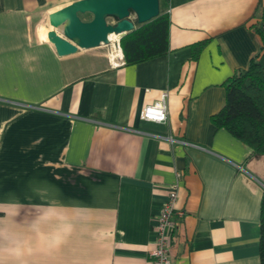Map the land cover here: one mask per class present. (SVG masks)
<instances>
[{
    "label": "crops",
    "instance_id": "1",
    "mask_svg": "<svg viewBox=\"0 0 264 264\" xmlns=\"http://www.w3.org/2000/svg\"><path fill=\"white\" fill-rule=\"evenodd\" d=\"M74 1L0 0V264H152L174 184L173 264H261L264 154L212 116L261 50L264 0H160L169 50L116 68L42 41ZM163 91L168 121L142 119Z\"/></svg>",
    "mask_w": 264,
    "mask_h": 264
},
{
    "label": "trees",
    "instance_id": "2",
    "mask_svg": "<svg viewBox=\"0 0 264 264\" xmlns=\"http://www.w3.org/2000/svg\"><path fill=\"white\" fill-rule=\"evenodd\" d=\"M261 23L257 28L262 39L261 50L246 68L225 82V104L212 116L218 127L227 129L259 155L264 154V29ZM169 27V14L160 9L157 17L138 24L127 33L121 39L126 64L166 53L169 50ZM260 258L264 264V194L261 201Z\"/></svg>",
    "mask_w": 264,
    "mask_h": 264
},
{
    "label": "water",
    "instance_id": "3",
    "mask_svg": "<svg viewBox=\"0 0 264 264\" xmlns=\"http://www.w3.org/2000/svg\"><path fill=\"white\" fill-rule=\"evenodd\" d=\"M159 14L160 0H77L49 14L41 39L68 55L106 45L111 34L121 40Z\"/></svg>",
    "mask_w": 264,
    "mask_h": 264
},
{
    "label": "built area",
    "instance_id": "4",
    "mask_svg": "<svg viewBox=\"0 0 264 264\" xmlns=\"http://www.w3.org/2000/svg\"><path fill=\"white\" fill-rule=\"evenodd\" d=\"M261 24L264 29V22ZM109 39V43L105 46H108L109 49L108 58L111 67L116 68L123 66L126 60L119 36L115 34L114 37H109ZM113 49L117 50L116 56H113ZM168 97L169 93L163 91L154 103L146 105L143 108L141 111V118L158 123L167 122L169 117ZM178 187V184H174L170 187L164 207L158 216L157 225L155 227L157 232V243L150 254L152 264H173L171 245L175 231L179 228L181 223L180 219H176V216L181 218L185 214L184 210H178L176 208Z\"/></svg>",
    "mask_w": 264,
    "mask_h": 264
},
{
    "label": "bare ground",
    "instance_id": "5",
    "mask_svg": "<svg viewBox=\"0 0 264 264\" xmlns=\"http://www.w3.org/2000/svg\"><path fill=\"white\" fill-rule=\"evenodd\" d=\"M115 34H111L110 35V38L114 37ZM117 55V50L116 49H113V56H116Z\"/></svg>",
    "mask_w": 264,
    "mask_h": 264
},
{
    "label": "rangeland",
    "instance_id": "6",
    "mask_svg": "<svg viewBox=\"0 0 264 264\" xmlns=\"http://www.w3.org/2000/svg\"><path fill=\"white\" fill-rule=\"evenodd\" d=\"M102 46H103V48L108 49V46H105V45H102Z\"/></svg>",
    "mask_w": 264,
    "mask_h": 264
},
{
    "label": "clouds",
    "instance_id": "7",
    "mask_svg": "<svg viewBox=\"0 0 264 264\" xmlns=\"http://www.w3.org/2000/svg\"><path fill=\"white\" fill-rule=\"evenodd\" d=\"M70 230V229H69Z\"/></svg>",
    "mask_w": 264,
    "mask_h": 264
}]
</instances>
